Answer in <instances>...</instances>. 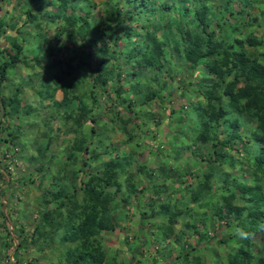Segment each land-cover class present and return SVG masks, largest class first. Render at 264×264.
Instances as JSON below:
<instances>
[{"label":"rangeland","instance_id":"1","mask_svg":"<svg viewBox=\"0 0 264 264\" xmlns=\"http://www.w3.org/2000/svg\"><path fill=\"white\" fill-rule=\"evenodd\" d=\"M140 1L80 0L81 11L62 0H0V65L14 41L24 54L0 87V264L12 263V249L19 264H75L86 254L78 231L93 207L83 189L112 161L127 190L105 185L117 201L113 227L93 240L109 264H232L244 253L249 264L264 260V217L247 229L250 211L264 204L256 153L264 121L245 99L234 108L225 85L210 99L207 85L221 79L207 60L189 62L180 41L202 29L192 13L201 2L223 49L264 64V0H158L146 11L167 25L159 29L157 17L130 26L109 11L126 15ZM174 1L181 6L170 13ZM87 13L93 30L82 39ZM232 69L224 83L235 79L241 92L249 82ZM223 107L228 117L209 122ZM234 223L250 238L236 240Z\"/></svg>","mask_w":264,"mask_h":264},{"label":"trees","instance_id":"2","mask_svg":"<svg viewBox=\"0 0 264 264\" xmlns=\"http://www.w3.org/2000/svg\"><path fill=\"white\" fill-rule=\"evenodd\" d=\"M63 4L72 3L70 0H62ZM80 0H77V2L72 3L74 6V9H78L82 11V8H80L77 4ZM156 7V6H162L158 0H141L139 5L133 6L130 10L125 11L126 15L116 10V13L114 9L109 10L112 15L114 14L115 18L118 16H125L126 20H128L133 25L135 22H139L144 18H147V21L153 19L155 20L157 17V20H155L154 26H157V29L159 28H165L167 25L165 23H162L159 21L158 17L159 14L156 12L155 9L150 12L146 11V8L149 7ZM181 6L180 2L175 3L170 2L167 7V11L171 13L170 8ZM108 10V9H107ZM191 10V9H190ZM187 9V11H190ZM192 13L195 16V19L193 20L199 28L198 33L194 32H187L185 35H183V38H181V42L183 43V48H185L184 51V57L189 61L192 62L194 65H198L204 60H207L208 66L212 69L214 67V70L212 71L216 73L217 77L221 79V82L214 80L211 85H207V90L209 92V98L211 99L212 96H214V93L216 92V88L218 85H225L226 95H228L231 99L232 106L234 108L239 109L240 106L239 102L243 99L247 101V109L255 112L257 115L261 116V119L264 121V64L262 63H256L255 61H251L246 52H230L227 49H223L221 43L215 39V35L213 33L208 32L207 27L209 22H207V7L204 3L196 2L195 8L193 7ZM120 14V15H118ZM117 15V16H116ZM90 16V13H87L86 16L83 19V25H80V31L81 38L84 39L87 37V33L90 32L92 27H90L88 23V17ZM172 16V15H171ZM79 19L76 17L74 18L72 25H66L63 29L61 27V35H64V33H69L71 31V27H76ZM158 21V22H157ZM84 26V27H83ZM129 26V27H130ZM94 28V27H93ZM96 28V27H95ZM145 28V25L142 26L139 30ZM96 32H100L101 35L102 31H99V28L95 29ZM134 31V30H133ZM132 28L123 29V32H127V34L132 33ZM180 33H184L183 29L181 27L178 29ZM116 39L120 38V35L115 33ZM111 36V38H112ZM33 46V45H32ZM185 46V47H184ZM12 50H5L7 53L8 59L4 60V63L0 65V87L3 85V83L7 80L9 71L12 69H15L20 63L21 59L23 58V46L20 45L18 42L14 41L12 43ZM25 51V50H24ZM1 53V51H0ZM145 54V53H144ZM218 61V63H215V66L211 65V63L208 61L207 58L212 57ZM237 62L238 66L237 69L233 66L232 62ZM110 62V61H108ZM106 64V62H103V65ZM232 65V66H231ZM212 66V67H211ZM232 67L235 69L238 73H242V75L246 76L245 80L249 82V86L243 89V91L239 92L236 91V80L233 79L232 81L228 83L225 82V74L228 75L229 73H232ZM66 75L72 74L69 73V71H65ZM101 72V73H100ZM99 73L103 75L102 71ZM236 73L235 76L241 75ZM106 80V79H105ZM252 80V81H251ZM106 82V81H105ZM254 82H257L256 84ZM7 99L3 100V103L5 104ZM9 101V100H8ZM15 102V99H11L9 101V104H13ZM8 104V105H9ZM238 104V105H237ZM228 110L226 108H220L217 111H213V114L211 115V118L209 119V122H215L216 124H219L220 121L225 120L228 117ZM205 125V123H204ZM223 144L222 149L226 148ZM93 149H97L98 147H92ZM90 148L85 145H81L78 147L79 153H81L83 156L85 154L90 153ZM261 153L260 156L257 157V164L260 166L261 164H264V148L262 151H256V153ZM86 157V156H85ZM96 157V156H95ZM118 163V162H117ZM116 162L112 161L110 164V167L108 166L105 169L98 170V174L96 175H90V181L85 184L84 195L89 198L90 204L88 205L89 208L93 207V210L87 214L86 218L81 219V225L79 228V233H81L84 239V246H86L87 253L82 254L78 257H76L77 261L75 264H84L85 261H87V264H109L106 259L105 253L100 251L99 249L95 248L93 244L94 238L101 235L102 232H105L113 227L112 220L108 217V211L112 212L111 208L112 205H117V201L114 200L115 197H111L108 194H104L103 190H105V185H112L116 186L118 191H122L123 188L125 190L126 187L119 181L121 176L118 171V164ZM100 174V175H99ZM239 179H237L238 181ZM255 191L256 198H258V193ZM256 207V206H255ZM117 207H115L116 209ZM257 209H252L251 220L249 221V227L247 229H255L257 224L262 220L264 217V204L261 207H256ZM76 209V208H75ZM261 209V210H260ZM260 210V211H259ZM74 213V209L70 211V214ZM145 216V215H144ZM77 215H73V217H70V223H73L75 219H77ZM169 220L172 221V216H169ZM248 221V220H246ZM244 221V223L246 222ZM71 229L73 227H70ZM89 229V230H88ZM91 238L92 240L88 239ZM239 257V253H237ZM245 259V260H244ZM247 261H251L252 257L248 255V253H244L242 259H234L232 261V264H249ZM197 264H202L200 261ZM260 264H264V260L260 261Z\"/></svg>","mask_w":264,"mask_h":264},{"label":"clouds","instance_id":"3","mask_svg":"<svg viewBox=\"0 0 264 264\" xmlns=\"http://www.w3.org/2000/svg\"><path fill=\"white\" fill-rule=\"evenodd\" d=\"M258 230L264 231V223L258 225ZM231 234L238 241L247 240L251 236V233L245 230L244 227H241L238 223L233 224V227L231 229Z\"/></svg>","mask_w":264,"mask_h":264},{"label":"built area","instance_id":"4","mask_svg":"<svg viewBox=\"0 0 264 264\" xmlns=\"http://www.w3.org/2000/svg\"><path fill=\"white\" fill-rule=\"evenodd\" d=\"M14 252H15V249L9 250V256L10 257L8 259L12 261L11 264H19L18 261H16V259H15Z\"/></svg>","mask_w":264,"mask_h":264}]
</instances>
